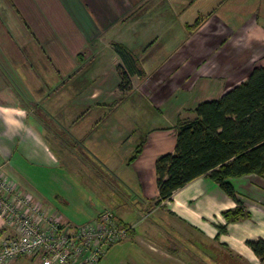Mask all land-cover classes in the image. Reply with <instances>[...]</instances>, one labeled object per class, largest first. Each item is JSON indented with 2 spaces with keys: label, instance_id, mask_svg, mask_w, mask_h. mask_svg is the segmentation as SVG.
Masks as SVG:
<instances>
[{
  "label": "crops",
  "instance_id": "crops-1",
  "mask_svg": "<svg viewBox=\"0 0 264 264\" xmlns=\"http://www.w3.org/2000/svg\"><path fill=\"white\" fill-rule=\"evenodd\" d=\"M261 7L259 0H0V170L50 212L36 169H67L66 142L77 144L83 133L110 142L132 134L111 116L121 104L144 125L151 113L122 173L112 172L119 183L109 181L116 206L106 210L130 227L128 236L97 264H225L228 254L264 264L245 243L264 238V177L232 178L250 217L226 223L221 212L236 202L214 180L200 175L155 203L154 169L160 154L174 150L177 117L193 116L188 109L264 65ZM113 41L138 70L126 87L120 70L127 65ZM89 124L99 133L90 135ZM211 221L236 233L219 236ZM8 231L0 230V240ZM39 263L28 255L13 262Z\"/></svg>",
  "mask_w": 264,
  "mask_h": 264
},
{
  "label": "trees",
  "instance_id": "trees-1",
  "mask_svg": "<svg viewBox=\"0 0 264 264\" xmlns=\"http://www.w3.org/2000/svg\"><path fill=\"white\" fill-rule=\"evenodd\" d=\"M201 21L202 16H198L189 27H197ZM112 46L127 65L126 71L120 70V85L126 87L128 73L138 70L129 64L130 54L124 45L113 41ZM188 111L193 116L176 119L174 150L155 160V203L169 200L177 188L207 175L236 202L221 212L226 223L250 217L232 178L252 173L264 177V65L253 66L246 79ZM139 151L138 146L129 159ZM219 230L226 229L222 225ZM245 243L264 262V238L247 239Z\"/></svg>",
  "mask_w": 264,
  "mask_h": 264
},
{
  "label": "built area",
  "instance_id": "built-area-1",
  "mask_svg": "<svg viewBox=\"0 0 264 264\" xmlns=\"http://www.w3.org/2000/svg\"><path fill=\"white\" fill-rule=\"evenodd\" d=\"M0 264L24 255L39 264H97L106 250L128 236L129 226L110 210L80 224L61 221L0 170Z\"/></svg>",
  "mask_w": 264,
  "mask_h": 264
},
{
  "label": "rangeland",
  "instance_id": "rangeland-1",
  "mask_svg": "<svg viewBox=\"0 0 264 264\" xmlns=\"http://www.w3.org/2000/svg\"><path fill=\"white\" fill-rule=\"evenodd\" d=\"M259 1L264 7V0ZM127 114L122 104L119 109L113 110V115L111 114V116L117 117L116 120L120 122L121 128L124 126L128 132L127 128L129 127L132 131V134L130 131L128 132L130 135L124 140L110 142L106 139L100 140L93 137L86 139L88 135L83 133L81 135L83 137L77 143L78 145L74 141L66 142L67 148L65 147L63 151L72 152L67 157V169L65 166V169L61 171H59L58 166L55 168L36 169V181L41 182L40 189L52 203L51 209H49L50 213L55 211L63 216V220L73 224H80L91 219L87 217H89L88 214L92 209L96 208L99 211H103L111 209L110 206H116L114 204L116 191L112 189L109 181L117 185L116 183H119V179L112 172L115 169L117 170L114 171L116 175L122 173L123 160L132 153L135 147L133 146L134 143L136 145L145 136L146 130L144 128L154 120L150 116L151 113H148V115H145L146 124L144 125L138 116L135 117L132 113ZM93 124H97V122H93ZM88 128L90 129L88 130L90 135L99 133L101 129L100 127L91 129V124H89ZM52 149L61 161L63 158L59 155V150L53 147ZM110 161L111 167L107 165ZM59 166L61 168L60 164ZM57 175L61 178L59 179ZM211 223L217 228L219 236L221 233H226L228 226L225 222L223 224H215L211 221ZM222 225L226 229L225 232L219 230ZM231 232L236 233L234 230L228 229L227 233ZM225 257L226 259H221V261L225 260V264H253L247 259H243V262L239 263L238 260L233 259V256L231 255L230 257L229 254Z\"/></svg>",
  "mask_w": 264,
  "mask_h": 264
}]
</instances>
